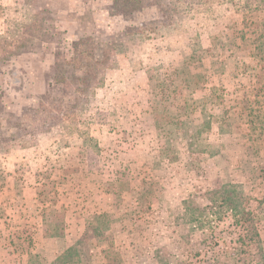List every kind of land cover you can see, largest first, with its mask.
Segmentation results:
<instances>
[{
  "label": "rangeland",
  "instance_id": "1",
  "mask_svg": "<svg viewBox=\"0 0 264 264\" xmlns=\"http://www.w3.org/2000/svg\"><path fill=\"white\" fill-rule=\"evenodd\" d=\"M128 9L121 0H0V36L29 38L15 55L0 62L1 242L7 244L10 236L24 238L21 248L33 252L31 238L25 239L31 236L28 229L14 231L3 225L12 223L4 209L17 203L7 194L15 181L4 174L13 169L39 178L38 198L48 215V229L50 215L63 206L71 215L65 234L78 231L67 222L81 218L80 238L86 234L88 243L79 247L87 243V254L93 252L95 239L106 243L105 250L112 245L120 264L113 237L123 236L131 244L135 239L143 253L154 248L163 264H264V141L252 143L241 107L229 108L247 86L250 70L244 66L253 64L252 36L239 37L247 28L242 14L221 0L209 12L182 13L179 23L160 26L158 34L147 29L139 35L142 23L159 21L157 2L141 0L138 9ZM247 19L264 20V10ZM87 35L114 43L111 52L117 66L73 111L71 80L48 84L73 56L74 44ZM168 64L182 65L193 74V82L181 84L189 113L186 127L176 135L152 123L156 84ZM213 87L223 88V102L215 97L221 91ZM160 147L173 151L163 157ZM29 148L36 156L22 155ZM172 154L176 160L170 162L166 158ZM37 155L41 163L31 164ZM13 160L16 168L8 167ZM222 180L242 186L244 209L253 221L238 227L226 215L204 232L175 225L184 199L192 197L203 206L205 192ZM105 193L117 210H99L112 216V229L97 231L93 206L101 198L95 195ZM38 260L46 261L40 253Z\"/></svg>",
  "mask_w": 264,
  "mask_h": 264
},
{
  "label": "trees",
  "instance_id": "2",
  "mask_svg": "<svg viewBox=\"0 0 264 264\" xmlns=\"http://www.w3.org/2000/svg\"><path fill=\"white\" fill-rule=\"evenodd\" d=\"M236 8L237 13L242 14V22L246 28L241 30L240 39L244 40L249 33L253 38L254 48L249 50L253 64L244 66L250 70L247 86L242 91V97L234 101L236 105L230 109L241 107V113L247 117L248 138L252 143L260 140L264 141V20L253 21L247 19L252 13L264 10V0H224ZM159 11L158 22L142 23L137 33L143 35V32L149 29L158 34L160 26L168 27L174 23H179L182 13L200 11L209 12L213 5L219 4L221 0H156ZM121 3L128 7L132 13L138 9L141 0H121ZM127 13L126 11H124ZM35 23V22H33ZM32 24L25 26L24 33H28V28ZM248 31V32H247ZM8 33V32H7ZM29 38L22 35L11 37L7 34L0 36V62L17 53L18 49L23 48ZM105 42L99 40L95 35H87L82 42L87 44L86 48H80L83 45L80 40L74 44L73 56L63 62L54 72L49 87L54 84H64L68 78L74 85L71 90L73 104L71 108L76 110L80 99L86 100L88 96L94 94L98 87L104 84L105 76L108 71L117 66L115 58L112 56L114 43L107 38ZM86 42V43H85ZM167 70L161 74V79L156 84L155 96L158 102L151 108L152 123L155 129L167 128L170 135H176L186 127V117L189 113L188 98L183 95L181 84L187 85L193 82V74L188 72L182 65L168 64ZM69 75V76H68ZM214 91H221L215 97L221 98L223 102V88H215ZM253 98L249 94L253 93ZM225 111L221 116L222 123L226 122ZM210 123V122H209ZM208 125V124H207ZM222 124L219 126L221 129ZM173 151L172 148L160 147V153L163 157L166 151ZM173 162L176 160L175 154L166 158ZM207 203L203 206L197 205L192 197L182 201V212L175 216V225L187 224L191 230H200L204 232L209 230L211 225L217 224L223 220L226 215L233 217V224L242 227L244 223L253 221L251 213L244 209L246 197L240 184L222 180L213 188L205 192ZM69 207L63 206L58 212L50 215L49 229L54 237H63L66 229V221L71 216H67ZM95 229L97 231H108L112 229V216L108 213L97 214ZM259 251H262L259 234L254 232ZM88 237L84 234L76 242L65 248L54 260L50 262L38 260L39 255L29 250V262L35 264H91L84 263L79 253V245L87 241ZM107 258L106 264H118L119 257L112 251V245L104 250Z\"/></svg>",
  "mask_w": 264,
  "mask_h": 264
},
{
  "label": "crops",
  "instance_id": "3",
  "mask_svg": "<svg viewBox=\"0 0 264 264\" xmlns=\"http://www.w3.org/2000/svg\"><path fill=\"white\" fill-rule=\"evenodd\" d=\"M33 150L34 149L30 148L27 150L25 149L22 155L26 154L27 157H34L36 156L37 152L34 153ZM37 161H40L41 163L42 159H40V155H37V158H35L31 164L35 165L37 164ZM16 163L17 160H13L11 166L9 165L8 167L16 168ZM30 170L33 171L32 168ZM4 174H7L9 179L15 181V184H12L11 186L12 189L7 192V194L12 201L13 199L11 198L16 197L17 203L15 204L14 208L13 206L9 205L8 209H4V214H7L9 217L6 220L12 221V223L10 224V222H4L3 225L5 227H10L14 231L17 229H28L31 236L26 237L25 239L31 238V240L28 242H32L31 249L33 252L37 253L38 255L39 253L42 254L44 259L48 262L54 260L65 248L80 238L82 234L79 226L81 218L75 216L74 219L67 222V225L70 223L75 225V229H77V225L79 228L78 231L74 229L67 230L63 237H52L48 229V215L45 217V214L40 207L41 204L38 198L40 195L38 192L40 187V183L38 182L39 178L36 179L35 176L32 177L33 174L30 175V173L27 172L25 174H21V172L14 173L13 169L6 170ZM95 197L101 198V200L95 202V206H93L95 208L96 214H99L101 211L113 212L117 210L115 207H113L112 199L108 193L103 195H95ZM103 198H105V200H103ZM100 202L105 203V205L101 204ZM100 209L101 211H99ZM121 224L123 229L125 227V222L123 221ZM122 232L123 231H121V233L118 235L122 234ZM1 237L2 236L0 235V238ZM113 238L115 248L119 251L120 257L122 259L120 264H163L162 260H164V258H161V256H159L156 251L153 252L154 248L153 250H149L147 253H143L137 249L138 245L135 243V239H133V243L131 244L129 238L128 240L123 236ZM93 240L95 243L94 250H92L93 252L87 254L88 241H86V245L83 244L79 247L80 255L81 257L83 256L82 260L88 261L91 264H105L107 262V258L104 255L106 243H98L95 239ZM7 241L9 242L3 245V242H1L0 239V245L2 244V247L0 246V258L3 260L6 259V264H31L29 263V251L21 248V244H24V238L20 239L19 237L15 238L14 236H10ZM17 242H19V244H17ZM15 246H18L20 251L14 249ZM0 264L5 263L0 259Z\"/></svg>",
  "mask_w": 264,
  "mask_h": 264
}]
</instances>
